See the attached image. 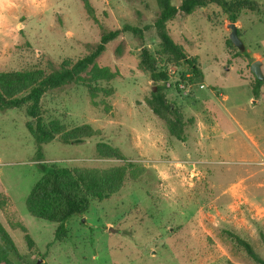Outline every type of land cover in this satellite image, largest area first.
<instances>
[{
	"label": "rangeland",
	"instance_id": "rangeland-1",
	"mask_svg": "<svg viewBox=\"0 0 264 264\" xmlns=\"http://www.w3.org/2000/svg\"><path fill=\"white\" fill-rule=\"evenodd\" d=\"M226 1H251L257 8L241 11L233 23L219 5L209 4L167 24L172 39L196 59L193 75L185 62H171L174 57L164 53L153 27L156 0H90L94 17L81 0H0V72L51 74L50 66L58 70L90 55L105 30L150 26L144 45L127 32L106 46L97 66L110 69L108 80L42 97L46 121L98 132L79 145L59 139L44 145L42 163L126 169L122 190L70 219L62 241L55 239L58 224L27 208L43 173L26 107L0 111V224L16 246L11 261L257 264L231 233L264 259V86L256 99L251 71L261 61L264 73V0ZM230 24L244 51L231 42ZM144 48L170 75L166 97L184 116V141L172 137L147 104L156 83L142 66Z\"/></svg>",
	"mask_w": 264,
	"mask_h": 264
},
{
	"label": "trees",
	"instance_id": "trees-1",
	"mask_svg": "<svg viewBox=\"0 0 264 264\" xmlns=\"http://www.w3.org/2000/svg\"><path fill=\"white\" fill-rule=\"evenodd\" d=\"M81 1L87 13L94 17L95 9L90 0ZM156 2L158 16L153 27L161 40L164 53L174 57L170 58L171 62H185L193 75L198 70L196 59L189 58L184 48L172 39L167 24L179 15L190 16L196 10L207 7L209 4L219 5L233 23H236L241 11L256 10L257 8L256 4L251 1L229 3L226 0H182L180 6H175L173 0H156ZM149 28L150 26H146L144 29L148 30ZM145 30L129 24L124 25L121 29L105 30L100 43L94 46L95 50L90 55L73 65L66 61L58 70L50 66L51 74H47L44 70L0 72V111L26 107V113L31 119L26 126L35 139L36 155L40 162L38 167L43 173L27 198L28 211L37 219L58 224L55 233L57 241L66 238L67 223L70 219L88 213L92 202L102 201L122 190L126 169H70L42 163L44 145L57 139L65 145H79L83 144L85 139L98 134L89 125L69 130L58 121H46L41 108L42 97L51 91L60 90L79 82L89 87L88 84L108 80L111 77L110 69L97 66V59L105 53L106 46L127 32L137 36L144 45ZM122 51L123 48L118 47L116 53L121 55ZM142 66L151 73L152 80L156 83V91L152 92L147 104L152 112L165 122L170 135L184 141L187 127L184 116L166 97L170 75L168 72L158 69L157 64L151 61V56L145 48L142 54ZM86 74L87 76H83ZM183 79L185 80L184 76ZM262 86H264V82H260L256 78V88L254 89L256 99L260 98ZM119 156L123 158L122 155L119 154ZM230 235L255 263L264 264V259L257 254L248 241L232 233ZM15 250L14 242L0 224V264H15L10 259Z\"/></svg>",
	"mask_w": 264,
	"mask_h": 264
},
{
	"label": "water",
	"instance_id": "water-1",
	"mask_svg": "<svg viewBox=\"0 0 264 264\" xmlns=\"http://www.w3.org/2000/svg\"><path fill=\"white\" fill-rule=\"evenodd\" d=\"M229 28L231 29V34H230V40L231 42L241 51L245 50L244 43L242 39L239 36L238 33V28L235 24H230ZM262 65L263 63L261 61H256L251 65V71L254 73L256 78L260 82H264V73L262 71ZM156 91V88L154 89ZM42 260L38 262V264H41Z\"/></svg>",
	"mask_w": 264,
	"mask_h": 264
},
{
	"label": "built area",
	"instance_id": "built-area-1",
	"mask_svg": "<svg viewBox=\"0 0 264 264\" xmlns=\"http://www.w3.org/2000/svg\"><path fill=\"white\" fill-rule=\"evenodd\" d=\"M203 87V86H202Z\"/></svg>",
	"mask_w": 264,
	"mask_h": 264
}]
</instances>
